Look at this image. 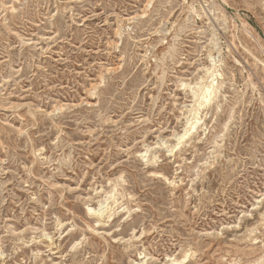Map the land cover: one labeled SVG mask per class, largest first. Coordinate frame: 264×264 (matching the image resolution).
Here are the masks:
<instances>
[{
	"label": "rangeland",
	"instance_id": "rangeland-1",
	"mask_svg": "<svg viewBox=\"0 0 264 264\" xmlns=\"http://www.w3.org/2000/svg\"><path fill=\"white\" fill-rule=\"evenodd\" d=\"M174 263L264 264V0H0V264Z\"/></svg>",
	"mask_w": 264,
	"mask_h": 264
},
{
	"label": "bare ground",
	"instance_id": "bare-ground-1",
	"mask_svg": "<svg viewBox=\"0 0 264 264\" xmlns=\"http://www.w3.org/2000/svg\"><path fill=\"white\" fill-rule=\"evenodd\" d=\"M195 8V7H194ZM192 10V9H191ZM215 77H216V75H215ZM197 85V84H196ZM206 90L204 91V94H203V96H202V101H203V103H211V101L213 100V96H214V93H215V91H216V86H215V83H214V81H212V83L209 85V86H207V88H205ZM195 94V93H194ZM201 105H202V103H201ZM209 105V104H208ZM193 114V113H192ZM198 119V118H197ZM196 120V119H195ZM199 120V119H198ZM194 121V120H193ZM195 122L196 121H194V122H190V125H191V128L192 127H194V124H195ZM187 126V125H186ZM191 128H189V129H191ZM195 130V129H194ZM185 131V130H184ZM188 129H186V131H185V133L183 134V135H179L178 136V138L180 139V140H182L184 137H185V135L188 133ZM190 133V132H189ZM188 136V135H187ZM147 152V151H146ZM217 161V160H216ZM111 207V206H110ZM90 210L92 211L93 209L92 208H90ZM177 263V262H176ZM175 264V263H174Z\"/></svg>",
	"mask_w": 264,
	"mask_h": 264
}]
</instances>
